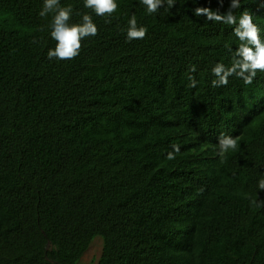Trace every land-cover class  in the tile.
Instances as JSON below:
<instances>
[{"label": "trees", "instance_id": "16d2710c", "mask_svg": "<svg viewBox=\"0 0 264 264\" xmlns=\"http://www.w3.org/2000/svg\"><path fill=\"white\" fill-rule=\"evenodd\" d=\"M116 3L60 0L98 33L58 60L43 0H0V264H78L97 237L98 264H264V72L212 83L243 11L264 42V0H239L236 24L195 15L231 0Z\"/></svg>", "mask_w": 264, "mask_h": 264}, {"label": "clouds", "instance_id": "9594fccd", "mask_svg": "<svg viewBox=\"0 0 264 264\" xmlns=\"http://www.w3.org/2000/svg\"><path fill=\"white\" fill-rule=\"evenodd\" d=\"M146 6L149 14L155 13L158 8L163 6L164 0H141ZM167 5L174 7V0H167ZM240 6L239 0H231L229 11L226 14H218L210 8L198 7L195 9V15H203L209 21H218L226 24H236L237 19L232 9ZM84 7L90 8L97 16H110L113 14L118 5L116 0H84ZM48 13H54L51 21L50 36L56 41L55 47L47 52L49 59L72 60L80 53L81 41L89 36H95L98 28L88 13L82 15V22L69 23L71 20V6H61L60 0H43L42 10L39 13L42 17ZM234 34L238 37L240 44L235 52L231 67L225 68L223 64H217L212 72L219 79L214 80L213 86L226 85L228 77L235 74L242 78L245 84L250 85L253 82L257 71L264 72V42L260 38V29L253 23V16L247 11H243L239 17L238 26L233 29ZM147 34V28L137 26V21L133 15L128 21L127 39H143ZM239 57V59H236ZM195 70L194 68L192 69ZM195 86V82H193ZM221 155L228 152L229 149L235 150L237 139L229 136L219 138ZM174 152L179 151V146L173 145ZM169 159H173V153L168 154ZM258 187L264 190V179L259 180ZM251 203L256 207L264 205V201L257 203L252 200Z\"/></svg>", "mask_w": 264, "mask_h": 264}, {"label": "rangeland", "instance_id": "374dc122", "mask_svg": "<svg viewBox=\"0 0 264 264\" xmlns=\"http://www.w3.org/2000/svg\"><path fill=\"white\" fill-rule=\"evenodd\" d=\"M103 250V240L97 237L82 256L78 264H98Z\"/></svg>", "mask_w": 264, "mask_h": 264}]
</instances>
